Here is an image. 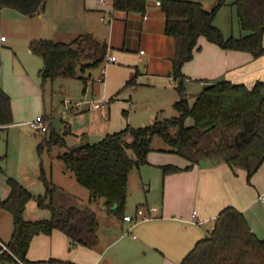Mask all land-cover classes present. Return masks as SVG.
Masks as SVG:
<instances>
[{
    "label": "trees",
    "instance_id": "trees-1",
    "mask_svg": "<svg viewBox=\"0 0 264 264\" xmlns=\"http://www.w3.org/2000/svg\"><path fill=\"white\" fill-rule=\"evenodd\" d=\"M214 1L208 10L201 0H161L165 32L176 42L172 74L182 92L185 80L190 79L183 66L200 48L202 36L224 49L245 51L253 57L264 54V0H235L239 23L246 33L229 37L214 23L227 0ZM45 3L46 0H0V14L3 8L11 7L32 16ZM148 3L149 0H113V7L116 13H145ZM30 48L43 58L40 71L45 82L82 77L81 72L102 64L109 50L108 43L93 32L81 33L71 41L33 39ZM1 66L0 45V69ZM133 83L135 77L126 85ZM173 107L178 115L164 116L162 112L149 124L139 127L128 124L95 143L70 147L60 154L77 181L90 190L91 202L105 199L108 211L124 219L130 172L148 163L156 135L169 145L160 150L178 153L191 162L185 168L201 159L225 161L234 171L244 169L247 181L252 183V177L264 165V80H257L252 87L231 80L209 82L193 104L183 95ZM43 119L50 131L51 115L46 113ZM13 121L11 96L0 86V127ZM57 143H65V138L51 129L38 145V151L41 154L44 146L51 148ZM0 159H5V155ZM162 168L166 173L182 169L174 164ZM41 178L46 187L44 193H35L17 178L8 177L10 193L0 199V208L13 217L14 230L7 242L12 253H0V260L4 264H20L18 258L26 264H79L56 257L38 260L27 257L32 238L40 233L51 234L56 228L66 233L70 248L80 244L93 247L100 240L97 213L76 206L57 207L53 198L55 183L44 171ZM32 199L39 206L50 208L52 216L27 219L26 205ZM180 264H264V238L256 234L241 210L228 205L219 212L209 234L196 243Z\"/></svg>",
    "mask_w": 264,
    "mask_h": 264
},
{
    "label": "crops",
    "instance_id": "crops-1",
    "mask_svg": "<svg viewBox=\"0 0 264 264\" xmlns=\"http://www.w3.org/2000/svg\"><path fill=\"white\" fill-rule=\"evenodd\" d=\"M22 17L29 21L27 27L31 28L25 29V33L30 31L29 35L26 34L28 42L39 38L71 41L81 33L93 32L108 43L107 56L114 55L116 59L104 60L99 66L80 74L82 77H77L84 80L83 92L86 96L119 97L128 101L135 109L140 106L153 109L150 117L152 121L162 112L173 108L175 102L181 99L182 91L172 74L175 38L165 32V17L156 0H149L145 13H116L113 0H104L103 3L101 0H46L45 6L38 13L32 16L23 14ZM215 24L224 32L222 25ZM1 36L5 35H0L2 48L3 41H8L9 38L2 40ZM202 37L199 40L200 48L195 50L193 58L183 66L184 73L190 77L185 80L182 92L187 98L197 96L207 83L216 80H231L250 87L257 80H264V54L253 57L245 51L224 49ZM9 46L16 50L13 44ZM103 69L104 80L98 81L96 78ZM15 75L20 80L27 78L31 88L27 85L25 91L18 92L10 83L0 81V86L11 96L14 119L8 126H1L0 132L12 127L31 128L28 121L43 118L48 113L43 100L44 89L32 80L25 69L15 68ZM132 77H135V83L124 87ZM75 79L63 78L66 83ZM80 100L83 99L78 101ZM70 102L74 103L72 100ZM71 103L67 110L78 113V109L71 107ZM97 114L94 112L84 116L87 123L83 127H79L78 122L76 125L67 122L66 133L73 137L71 142L92 143V137L103 138L112 132L109 131V128L112 130L110 126H103ZM76 127L82 131H77ZM44 133L48 134L49 131ZM63 137L68 148L74 147L72 143L68 144L67 137ZM159 151L161 154H148V163L136 170L132 169L129 176L128 192L135 177L143 184V189L149 185L148 192L154 191L153 198L161 196L160 201H157L148 195L146 203L137 207L136 212L139 208L144 209L143 219L135 224L119 219L114 225L122 231L115 233L110 241H105L99 235L100 240L93 247L80 244L70 248L66 233L55 229L51 235L34 237L28 250V258L34 260L56 257L80 264H120L121 256H128L127 258H131L128 264H180L196 243L209 234L215 225L210 226L212 220H216L219 212L228 205L241 210L252 229L261 233L259 222L262 219V208L259 204L264 203L258 197L264 192V183L255 181L252 186L247 182L244 169L234 171L225 161L216 163L201 159L185 168L191 163L187 158L175 152ZM3 154L5 152L0 143V156H4ZM27 164L31 165V161ZM165 164H174L182 169L166 173L162 168ZM26 171L18 170L16 164L8 159H0V199L6 198L10 193L7 181L9 176L17 178L32 189L31 184L38 181H28L31 176L27 169ZM52 181L56 185V194L64 189L60 181ZM42 183L43 186L37 185L36 190L39 192L46 191L45 184L43 181ZM70 194L68 195L71 196ZM28 205L29 203L26 205V218ZM2 210L0 208V219ZM6 220L5 229L0 225V241L4 243L7 241L2 236H11L7 232L11 220H8V224ZM126 233H130L128 235L135 243L128 248H118L111 254V249L125 238Z\"/></svg>",
    "mask_w": 264,
    "mask_h": 264
},
{
    "label": "rangeland",
    "instance_id": "rangeland-1",
    "mask_svg": "<svg viewBox=\"0 0 264 264\" xmlns=\"http://www.w3.org/2000/svg\"><path fill=\"white\" fill-rule=\"evenodd\" d=\"M203 1L204 7L208 10H210L214 5L210 3L214 2L213 0ZM234 2L235 0H227V2L219 9L218 13L216 14V18L214 19L215 23L222 25L225 32L224 35L226 37H229L230 35L240 36L241 33H246V31L242 29L239 23L237 7ZM20 14L22 13L11 7L3 8L0 14V35H5L9 38L8 41H3V46L1 48L2 66L0 70V81H6L8 84L10 83V85L15 87L18 92L25 91V88L28 85V79L23 78L20 80L19 78H17V76L15 75V68L17 69L18 67L25 69L32 78V80L37 83L39 87L44 89L43 100L46 111L51 115V129H55L60 134L67 137L66 140L68 144L72 143V145L76 146L82 144L83 142H71L73 141V137L68 136V134L66 133L68 130L67 124L71 123L76 125V123L78 122V126L83 127L87 123V119L84 116H88L90 113L97 112L99 114L97 115L101 119V123L103 122V126L104 124H107L108 127L110 126L112 129L110 130L109 128V131L112 132L121 130L128 124L135 127H139L154 121L150 120L151 114L153 113V109H146L143 106H140L135 109L133 106L130 105L128 101L124 99H119V97L118 99L108 97L109 109L107 117H104L100 110H77L78 113H74L73 111L67 110V107L69 108L70 104L65 102V100L70 99L72 100V102L75 103V101L78 102L79 99L87 100L91 98V96L88 97L83 92L84 80L76 78L75 80L70 81L69 83H66L63 78H57L53 82H45L43 80L40 71L44 63L43 58L41 55L31 50L30 42H28V40L26 39V34L29 35L30 31L27 30V33H25L26 28L31 30V28L27 27L29 21H27L25 17H22L23 14ZM11 44L14 45L16 50H13L9 46ZM82 73L84 72H81L80 74ZM128 86L129 85H126L124 87ZM29 87L31 88V86L28 85V88ZM195 97L196 96L188 97L190 104L194 103ZM178 114L179 112L173 107L165 111L163 115L173 116ZM76 128L77 131H82L81 128ZM49 133L46 134L43 131H35L33 128H29V126H23L21 128L12 127L8 129V131H1L0 143L5 152V154H3L5 155V159H8L12 164L15 163L18 170L26 171L27 169L31 176L30 180L28 181H38L36 183L32 182L33 184H31V188L33 189L31 190L35 193L44 192H39L36 190L38 187L37 185L41 184L40 186H43V180L41 178L43 171L48 179L52 178L51 180L60 181L64 189L61 191H57V194L56 191L54 192L53 196L55 205L57 207L76 206L82 210L88 208L94 210L97 213V218L99 221V235L103 237L105 241L112 240L114 237L113 235L115 233H120L122 231L118 230V227L114 225L115 222H118L120 218L108 211L107 206L105 204V199L101 198L99 201L95 202L90 201V190L77 181L73 172L66 167L64 160L60 157V154L68 149L66 144L57 143L51 148L44 146L41 154L38 151V145L44 141V137L48 136ZM100 137L102 138V136L92 137V143L101 140ZM168 147L169 145L160 136L156 135L152 142L153 150L150 151L148 154H161L159 150L161 148ZM28 161H31V165L27 164ZM26 166L28 168H26ZM136 168L137 167H134L133 170H136ZM255 181H257L259 184L264 183V165L254 174V176L252 177V183H249L248 181L247 182L254 186ZM58 189L60 190L61 188L58 187ZM148 189L149 185L144 186L143 189V184L134 177L130 186V191L128 192L127 205L125 208L126 214L135 215L137 207L140 206L142 203H146V196L149 195L151 198H153L152 195L154 191L148 192ZM67 193H71V196H69ZM160 198L161 196L157 195V197H154L153 200L157 199V201H160ZM28 203L29 205L27 207V219H46L52 216V211L50 210V208L39 206L38 202L35 199L30 200ZM259 205L262 208V219L261 222H259V227H262V231L261 233L256 232V234L260 238H264V205L261 203ZM1 212L3 214L0 219V225L2 228L5 229V227L7 226L4 223V221L6 220L5 218H7V224L8 220H11V225L9 226L11 228L9 230L8 227L7 230V232L10 233L11 236H9V238H5L4 235L2 236L4 240L9 242V239H11L14 230L13 217L8 211L2 210ZM213 224H215L214 219L212 220L210 226H212ZM126 229L127 228L125 227L124 230ZM51 234L40 233L35 235L34 237L47 236ZM128 234L130 233H126L125 238L121 239L118 245L114 246L111 249V254L117 251L118 248H128L130 245L133 244V242L135 243L134 239H132L131 236H129ZM34 237L32 238L31 243L33 239H35ZM36 246H38V244ZM127 257L128 256H121L122 259L120 258V264H128V261L131 258ZM135 263H137V261ZM0 264H4L3 261L0 260Z\"/></svg>",
    "mask_w": 264,
    "mask_h": 264
},
{
    "label": "built area",
    "instance_id": "built-area-1",
    "mask_svg": "<svg viewBox=\"0 0 264 264\" xmlns=\"http://www.w3.org/2000/svg\"><path fill=\"white\" fill-rule=\"evenodd\" d=\"M101 2L103 3L104 0H101ZM156 3H157V5H161V0H156ZM5 38H6V36H1L2 40H4ZM115 59H116V57L114 55H109L106 57L105 60L113 61ZM96 79L98 81L104 80V69L102 70L101 75L97 76ZM66 102L71 103L70 100H67ZM71 107H76L78 110H83L85 108H89L90 110L92 109L95 111L100 110L102 112L103 116L107 117L108 116V109H109V99L107 97H101V98L91 97L90 99H87V100H80V101L75 102L73 104L71 103ZM27 123L34 130L43 131V132L48 130V125L42 117L30 120ZM258 198L260 201H262L264 203V192L260 193ZM144 213H145L144 209L139 208L135 215H128L127 214V215H125L124 219L129 220L130 222H132V224H135L136 222H138L139 220L144 218V216H145ZM0 245H1L0 253L5 252V251L11 252L10 248L8 247V245L6 243L0 241ZM18 261L20 264H26L25 262H23L19 258H18Z\"/></svg>",
    "mask_w": 264,
    "mask_h": 264
},
{
    "label": "water",
    "instance_id": "water-1",
    "mask_svg": "<svg viewBox=\"0 0 264 264\" xmlns=\"http://www.w3.org/2000/svg\"><path fill=\"white\" fill-rule=\"evenodd\" d=\"M180 96H181V98H183V93L182 92L180 93Z\"/></svg>",
    "mask_w": 264,
    "mask_h": 264
}]
</instances>
